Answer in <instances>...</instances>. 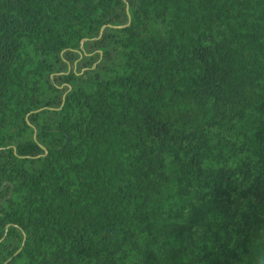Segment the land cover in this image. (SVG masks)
I'll return each instance as SVG.
<instances>
[{
    "label": "trees",
    "instance_id": "trees-1",
    "mask_svg": "<svg viewBox=\"0 0 264 264\" xmlns=\"http://www.w3.org/2000/svg\"><path fill=\"white\" fill-rule=\"evenodd\" d=\"M0 264H264V0H0Z\"/></svg>",
    "mask_w": 264,
    "mask_h": 264
}]
</instances>
